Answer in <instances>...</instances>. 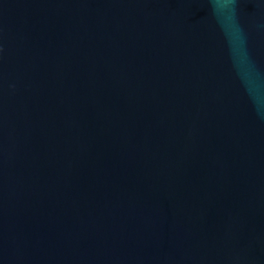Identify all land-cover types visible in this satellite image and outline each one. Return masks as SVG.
Wrapping results in <instances>:
<instances>
[{
  "label": "water",
  "instance_id": "95a60500",
  "mask_svg": "<svg viewBox=\"0 0 264 264\" xmlns=\"http://www.w3.org/2000/svg\"><path fill=\"white\" fill-rule=\"evenodd\" d=\"M0 264H264V0H0Z\"/></svg>",
  "mask_w": 264,
  "mask_h": 264
}]
</instances>
